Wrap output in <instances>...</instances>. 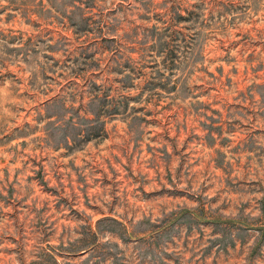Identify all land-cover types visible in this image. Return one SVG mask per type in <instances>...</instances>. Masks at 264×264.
Returning a JSON list of instances; mask_svg holds the SVG:
<instances>
[{"label":"rangeland","instance_id":"374dc122","mask_svg":"<svg viewBox=\"0 0 264 264\" xmlns=\"http://www.w3.org/2000/svg\"><path fill=\"white\" fill-rule=\"evenodd\" d=\"M0 264H264V0H0Z\"/></svg>","mask_w":264,"mask_h":264}]
</instances>
